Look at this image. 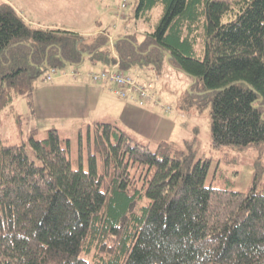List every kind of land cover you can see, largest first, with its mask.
<instances>
[{"label":"trees","instance_id":"obj_1","mask_svg":"<svg viewBox=\"0 0 264 264\" xmlns=\"http://www.w3.org/2000/svg\"><path fill=\"white\" fill-rule=\"evenodd\" d=\"M138 0L135 24L111 41L34 24L0 1V110L33 96L51 66L86 59L123 70L171 65L186 100L211 104L212 139L264 148V0ZM159 13L154 17V11ZM89 169L72 166L56 127L28 144L0 141V264H264V191L206 185L209 159L162 139L157 148L95 121ZM81 157V156H80ZM82 159V157H81Z\"/></svg>","mask_w":264,"mask_h":264},{"label":"rangeland","instance_id":"obj_2","mask_svg":"<svg viewBox=\"0 0 264 264\" xmlns=\"http://www.w3.org/2000/svg\"><path fill=\"white\" fill-rule=\"evenodd\" d=\"M4 1L14 3L30 22L41 26L79 29L88 25L90 20L98 15L103 20V27L109 30H112L115 23L122 22V25L129 26L130 31L137 30L141 37L145 29H148V26L142 24L141 21L135 24L138 0H125L127 2L125 7L121 6L124 0ZM225 1L229 2L230 7L222 16L224 22L237 16L242 0ZM122 12L131 17L120 19L117 13ZM158 13L159 9H156L154 17ZM78 67L80 69L83 65ZM75 70L76 67L71 73L73 74ZM153 79L152 85L160 91L163 96L162 100L171 107L169 113H166L163 107H158V112L162 116H177V125L174 130L170 131V138L185 149H188L189 142L196 160L209 159L206 185L212 184L216 187L247 191L252 186L256 173L259 172V188L264 191V148L255 144L215 147L211 135V104L204 109H199L195 104L186 100L191 77L167 65L160 76L153 77ZM48 83L41 77L36 84ZM40 102V99L35 96L23 95L15 99L13 107L0 110V141L4 143L26 142L31 150L30 136L33 130H37L35 133L37 138H43L47 135L49 128L56 127L63 138H69L71 141L72 166L78 169L82 165L85 170H88L90 166L88 124L93 126V119H102L101 117L105 116L109 117L96 121H114L120 107L117 95L108 94L105 99H99L95 107L92 105L89 110L85 107L79 116L75 115L76 110L72 108L71 102L63 100H53L48 104ZM87 116L90 118L82 122L81 120ZM119 123L128 129L120 121ZM128 132L136 139L143 142L149 141L152 149L157 148L158 140L140 134V129L132 128L128 129Z\"/></svg>","mask_w":264,"mask_h":264},{"label":"crops","instance_id":"obj_3","mask_svg":"<svg viewBox=\"0 0 264 264\" xmlns=\"http://www.w3.org/2000/svg\"><path fill=\"white\" fill-rule=\"evenodd\" d=\"M9 3H11L21 13V11L15 6L14 3ZM22 16L27 19L24 14H22ZM127 17L131 16L126 14V18ZM27 20L29 21V19ZM102 23L103 20L101 19V17L96 15L90 20L88 25L79 29L77 28L71 30L83 33H96L99 31H104L109 35L111 41L114 39L115 36L129 30V26L124 24L122 25V22L115 23L112 30L104 28ZM79 65H83V67L79 69ZM79 65H68L64 68L57 67L58 72L55 74L54 78L52 80H45L49 82L48 84H36L33 96L40 99V103L45 104L51 103L53 100H63L65 102H71L72 108L76 110L74 111L76 112L75 115L79 116L81 115V111H84L85 107H87V109L89 110L92 108V105L95 107L99 99H105L108 94L113 93L114 95H117L120 107L118 109L119 111L114 117L116 119L112 122L118 124V122L120 121L129 130L132 128H135L136 130L140 129V134L146 135L149 138H155L158 141L162 139L172 140V138H170V131L174 130L177 125V116L175 117L160 115V113L158 112V107H163L165 111L167 110L164 107V105H166V102L162 100L163 96L160 94V91L157 88L152 85L151 92L153 93L154 98H151L145 104H139L118 94L112 88L111 83L94 82L92 80L91 76L89 75L90 72L99 71L104 66L108 65L102 63H94L89 58ZM75 67L76 71H79L77 75H73L71 73ZM135 70L141 72L142 81L151 84L154 80L153 77H158L161 74L150 67L137 68L131 71ZM87 102H89V104ZM170 111H167L166 113H169ZM107 117L109 116L101 117L102 119H97L93 117L95 118L93 120L94 122L96 120H105L104 118ZM88 118L90 117L87 116L81 121H86ZM88 125V137L90 141L94 131H92V124ZM118 125L122 127L120 123ZM122 128H124L128 132V129H126L124 126Z\"/></svg>","mask_w":264,"mask_h":264},{"label":"built area","instance_id":"obj_4","mask_svg":"<svg viewBox=\"0 0 264 264\" xmlns=\"http://www.w3.org/2000/svg\"><path fill=\"white\" fill-rule=\"evenodd\" d=\"M127 2L124 0L121 3L122 7H125ZM120 19L126 18L125 13H117ZM117 60L114 64L104 66L99 71H92L89 73L94 82H105L111 83L112 88L121 96L128 98L139 104L147 103L153 97L151 92L152 84L141 80V72L126 71L121 69L120 60L118 55L115 53ZM58 72L56 66H51L44 73L45 80H52L55 74ZM79 71H74L73 75H77ZM159 101V100H157ZM167 111L171 110L170 105H164Z\"/></svg>","mask_w":264,"mask_h":264}]
</instances>
